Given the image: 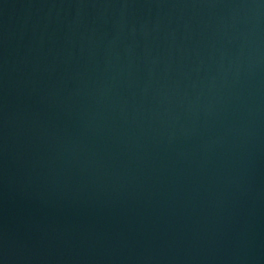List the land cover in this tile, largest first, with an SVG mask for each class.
<instances>
[{
	"label": "water",
	"instance_id": "obj_1",
	"mask_svg": "<svg viewBox=\"0 0 264 264\" xmlns=\"http://www.w3.org/2000/svg\"><path fill=\"white\" fill-rule=\"evenodd\" d=\"M0 264H264V0H0Z\"/></svg>",
	"mask_w": 264,
	"mask_h": 264
}]
</instances>
